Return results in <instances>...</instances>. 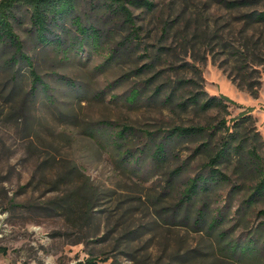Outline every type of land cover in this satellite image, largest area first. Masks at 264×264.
<instances>
[{"label": "rangeland", "instance_id": "obj_1", "mask_svg": "<svg viewBox=\"0 0 264 264\" xmlns=\"http://www.w3.org/2000/svg\"><path fill=\"white\" fill-rule=\"evenodd\" d=\"M150 1L151 11L131 6L138 38L119 44V57L108 64L109 48L129 33L121 21H109L101 49L64 52L54 43L60 30L42 45L27 10L16 12L15 31L50 98L39 88L31 92L25 63L6 66L14 52L0 44V264H73L89 257L98 264H232L213 233L194 227V213L176 206L186 178L207 161L194 151L196 143L177 144L159 169L149 158L140 169L122 160L105 125L131 126L132 152L146 143L145 132L216 126L222 119L228 125L247 113L264 137V21L253 17L264 12V0L235 7L228 5L234 0ZM101 2L80 0L76 14L100 26ZM65 28L67 45L74 33L69 19ZM240 64L260 82L257 98L237 87ZM191 79L198 85H178ZM132 88L142 91L133 103L126 98ZM196 91L232 101L226 111L177 104ZM171 93L172 101H165ZM180 166L183 173L168 180ZM230 188L210 205L230 201L224 214L231 221L221 229L239 237L264 220L257 214L264 203L237 220L242 193L229 195ZM73 191L80 202L71 209L67 195Z\"/></svg>", "mask_w": 264, "mask_h": 264}, {"label": "trees", "instance_id": "obj_2", "mask_svg": "<svg viewBox=\"0 0 264 264\" xmlns=\"http://www.w3.org/2000/svg\"><path fill=\"white\" fill-rule=\"evenodd\" d=\"M80 0H1L0 1V44L13 49V55L7 61L6 66H14L18 63H25L29 69L31 92L34 93L39 88L50 98L49 85L38 74L32 59L23 50L20 37L15 31L14 22L16 12L24 7L29 16L31 29L36 40L42 45L50 44V37L60 30L59 36L55 38L56 47L66 52L69 48H82L90 45L93 49H101L106 43L105 37L110 36L107 26L109 21L119 20L123 26L129 30L123 42H119L116 47L108 50L105 64L112 63L119 57L117 54L121 50L120 45L125 42L132 43L134 38H138L140 26L137 25L131 6L145 8L148 11L154 9V2L150 0H101L98 6L103 15V23L99 26L92 23H84L76 14ZM245 0H234L228 3L231 7L244 4ZM254 20L264 21V12L253 15ZM104 18H107L104 19ZM69 19L74 29L73 41L65 44L71 37L70 30L65 28V20ZM127 43V44H128ZM120 44V45H119ZM64 46V47H63ZM127 49V46H124ZM118 51V52H117ZM125 51V50H124ZM144 67L150 69L151 63ZM142 70V69H141ZM240 78L237 87L248 92L253 98L258 97L260 82L255 81L253 74L247 72L246 66H238ZM197 77L201 79V72L195 68ZM185 83L198 85L196 80H179L180 87ZM157 93H158V89ZM142 91L136 88L130 90L127 100L131 103L137 101ZM171 93L165 97V101H172ZM226 101L232 100L227 97L208 96L206 92H192L189 97L183 98L177 104L181 108L195 106L200 111H208L213 108L226 111ZM222 119L216 126L211 125H177L166 130L162 135L158 132H145L146 143L142 147L132 152L128 148V139L135 134L131 126L106 124L108 137L118 151V154L126 164L136 165L135 168H142L141 163L149 158L154 169L161 168L169 154L177 144L182 142L196 143L194 151L205 153L207 161L203 170L193 176H188L185 185L179 193L177 207L185 205L186 210L194 213L193 225L199 230L213 233L215 239L220 244V252L227 262L232 264H264V220L256 227L246 229L243 236H235L234 232L222 230L227 222L231 220L224 214L225 208L231 210L229 206L220 207L210 204L218 199L220 192L230 186L229 195L242 193L235 213L237 220H247L254 213L258 205L264 203V137L260 134L254 117L247 113L238 119L232 120V124H226ZM219 134V135H218ZM218 136L217 138H215ZM214 138L216 143H214ZM127 167V166H126ZM134 168V169H135ZM231 169L232 176L225 170ZM72 172L74 170H71ZM183 173V166L176 167L169 172V179L180 176ZM71 192L67 195L70 202L67 207L73 209V205H79V198ZM218 196V197H217ZM192 207V208H188ZM257 214L264 217V209L257 210ZM191 218V215L189 216ZM235 225H233L234 229ZM73 264H98L93 257L82 259Z\"/></svg>", "mask_w": 264, "mask_h": 264}]
</instances>
